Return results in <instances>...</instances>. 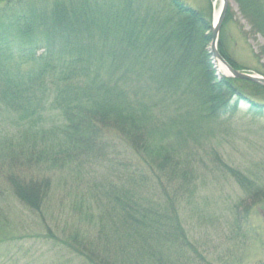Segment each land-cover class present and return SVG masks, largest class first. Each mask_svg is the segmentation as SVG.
Segmentation results:
<instances>
[{
  "label": "trees",
  "instance_id": "obj_1",
  "mask_svg": "<svg viewBox=\"0 0 264 264\" xmlns=\"http://www.w3.org/2000/svg\"><path fill=\"white\" fill-rule=\"evenodd\" d=\"M236 2L264 37V0ZM211 42V20L183 0H0V112L12 116L3 126L21 133L2 153L12 160L7 168L107 158V131L126 141L137 166L109 184L97 235L65 240L69 263L204 264L178 209L198 178L191 137L224 123L229 108L218 91L264 117V103L244 89L264 88L219 77ZM14 159L20 163L12 166ZM224 166L257 195L256 180ZM16 176L7 173L14 194L38 210L44 181ZM234 220L241 223L238 214Z\"/></svg>",
  "mask_w": 264,
  "mask_h": 264
},
{
  "label": "rangeland",
  "instance_id": "obj_2",
  "mask_svg": "<svg viewBox=\"0 0 264 264\" xmlns=\"http://www.w3.org/2000/svg\"><path fill=\"white\" fill-rule=\"evenodd\" d=\"M184 1L212 21L221 6V0ZM226 17L220 34L222 52L236 66L264 73V37L243 17L236 0H229ZM244 89L248 99L264 103V90ZM213 95L227 103L229 111L223 124L211 123L209 133L205 124L199 136L191 137L193 147L188 153L196 154L193 165L198 178H193L196 187L186 193L178 209L204 264H264V117L250 113L248 102L240 96L226 98L219 91ZM1 122L8 123L6 114L0 116V264H71L67 251L72 250L66 248L65 240L97 235L96 213L108 198L109 184H121L127 168L137 167L128 160L132 152L126 141L107 131L102 137L109 144L107 158L82 157L66 162L68 166L36 160V166L29 163L18 172L11 171L7 166L12 160L2 153L19 145L21 133L12 123L3 126ZM19 163L14 159L12 166ZM224 164L256 180L257 195H247ZM12 172L25 183L44 181L45 197L38 210L28 208L14 194L7 177ZM237 214L239 225L234 220Z\"/></svg>",
  "mask_w": 264,
  "mask_h": 264
},
{
  "label": "water",
  "instance_id": "obj_3",
  "mask_svg": "<svg viewBox=\"0 0 264 264\" xmlns=\"http://www.w3.org/2000/svg\"><path fill=\"white\" fill-rule=\"evenodd\" d=\"M227 7H228L227 0H223V6L221 9L220 15H219L218 19L216 20L214 27H213L214 40H213V45H212V51L214 53V56L217 60L221 61V63L225 66V68H226V70L230 76L248 79V80L254 81L256 83H259L261 85H264V77L263 76H260L257 74H251V73L240 71V70H236L220 55V53L217 50V42H218L219 32H220V28H221V23H222L223 18L225 16Z\"/></svg>",
  "mask_w": 264,
  "mask_h": 264
},
{
  "label": "bare ground",
  "instance_id": "obj_4",
  "mask_svg": "<svg viewBox=\"0 0 264 264\" xmlns=\"http://www.w3.org/2000/svg\"><path fill=\"white\" fill-rule=\"evenodd\" d=\"M218 14H219V11L216 12V16H218ZM105 59H106V58H105ZM220 68H221L224 72H227V71L225 70V68H223L222 64H220ZM259 75L264 77V73H260ZM258 85H259L260 87H263V88H264V85H260V84H258Z\"/></svg>",
  "mask_w": 264,
  "mask_h": 264
}]
</instances>
